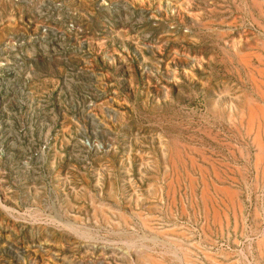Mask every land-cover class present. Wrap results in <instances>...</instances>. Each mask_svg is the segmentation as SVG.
<instances>
[{"label":"rangeland","instance_id":"1","mask_svg":"<svg viewBox=\"0 0 264 264\" xmlns=\"http://www.w3.org/2000/svg\"><path fill=\"white\" fill-rule=\"evenodd\" d=\"M0 264H264V0H0Z\"/></svg>","mask_w":264,"mask_h":264}]
</instances>
